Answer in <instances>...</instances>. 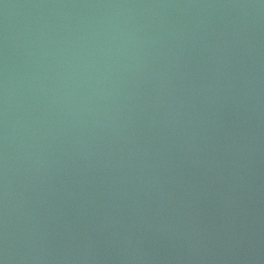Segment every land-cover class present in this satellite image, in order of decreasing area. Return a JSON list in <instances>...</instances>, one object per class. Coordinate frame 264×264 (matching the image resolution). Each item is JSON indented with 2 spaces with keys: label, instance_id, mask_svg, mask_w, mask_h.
<instances>
[{
  "label": "water",
  "instance_id": "obj_1",
  "mask_svg": "<svg viewBox=\"0 0 264 264\" xmlns=\"http://www.w3.org/2000/svg\"><path fill=\"white\" fill-rule=\"evenodd\" d=\"M0 264H264V0H0Z\"/></svg>",
  "mask_w": 264,
  "mask_h": 264
}]
</instances>
